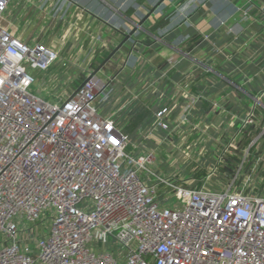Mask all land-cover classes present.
Returning <instances> with one entry per match:
<instances>
[{
	"label": "built area",
	"instance_id": "2783aa9c",
	"mask_svg": "<svg viewBox=\"0 0 264 264\" xmlns=\"http://www.w3.org/2000/svg\"><path fill=\"white\" fill-rule=\"evenodd\" d=\"M14 1L31 0H0V20ZM58 60L0 23V264H264V192L153 170L98 110V75L63 99L34 88Z\"/></svg>",
	"mask_w": 264,
	"mask_h": 264
},
{
	"label": "crops",
	"instance_id": "0c3cea01",
	"mask_svg": "<svg viewBox=\"0 0 264 264\" xmlns=\"http://www.w3.org/2000/svg\"><path fill=\"white\" fill-rule=\"evenodd\" d=\"M159 1H14L0 23L55 51L71 72L55 64L42 79L71 92ZM85 60L100 64L86 69ZM106 71L103 105L123 103L125 116L98 110L114 116L132 152L154 157L153 170L188 185L182 173L211 169L250 113L264 121V0H165L98 75ZM162 109L167 130L158 125Z\"/></svg>",
	"mask_w": 264,
	"mask_h": 264
},
{
	"label": "rangeland",
	"instance_id": "374dc122",
	"mask_svg": "<svg viewBox=\"0 0 264 264\" xmlns=\"http://www.w3.org/2000/svg\"><path fill=\"white\" fill-rule=\"evenodd\" d=\"M16 33H18L17 36H19L22 41L26 39L29 35V33L26 32L23 27L21 29L18 28ZM57 62H59V60ZM57 62L55 63L56 65L54 66V71H65L70 74L71 69H69L62 63L57 64ZM82 63L83 66L84 64H87L86 69H91L92 64H94V66L100 64L99 60H96V62L85 60ZM106 65L101 69V71L104 70ZM83 70L84 69L82 68L81 72ZM106 72H102V75H98L100 73L99 72L97 75L106 86V89H108V86L110 87L112 82L110 77L111 71ZM42 76L39 73L37 74L36 84L34 86V88L39 89L44 88L47 85V87L42 90V97L45 96L46 92L44 91H48L47 93H49L48 97L50 99H63L65 98V93L70 92H67L61 86L54 87L53 85L52 87L50 84H48V82L42 79ZM81 76H83V74ZM45 82L46 84H44ZM71 89L73 90V88ZM108 95V93L103 92L102 96L98 101V104L103 105L104 101L107 100ZM122 104H117L114 107H112L111 105L109 106L110 109L109 107L103 105L105 107L104 111L108 109V111H110L109 115L114 114L117 117L118 121L120 118H123L125 116L126 107H121ZM245 133H248L249 135L247 141L242 139V136ZM225 144L226 148L223 150L222 154L219 157H214L215 164L213 163L214 165L211 167V169H201V171L198 170L190 174H187L186 172L182 173V175H187L186 178L188 183L186 184H188L192 188H197L198 184L200 183L199 181L203 179L208 181L206 184L208 189L217 191L224 190V188L227 187L232 180H234L238 190L254 194L264 192V121L259 120L255 122L254 119L253 124L244 125L241 123V125L237 129L236 134L233 135L231 140L225 142ZM28 238H30L33 242V232L28 234Z\"/></svg>",
	"mask_w": 264,
	"mask_h": 264
},
{
	"label": "water",
	"instance_id": "95a60500",
	"mask_svg": "<svg viewBox=\"0 0 264 264\" xmlns=\"http://www.w3.org/2000/svg\"><path fill=\"white\" fill-rule=\"evenodd\" d=\"M164 1L165 0H160L159 2H158V4L154 7V8H152L151 10H150V12L148 13V15H147V17L145 18V19H143V20H141L138 24H137V26L135 27V28H133V30L129 33V34H126V35H124V40L117 46V47H115L114 48V50L105 58V60L94 70V72H92V74L89 76V78H91L92 76H95V75H97L100 71H101V69L108 63V62H110L111 60H112V58H113V56L122 48V46L127 42V41H129L132 37H133V35L139 30V29H141V27H142V25L145 23V21H146V19L148 18V17H150L153 13H154V11L161 5V4H163L164 3ZM88 78V79H89ZM82 86V85H81ZM80 86V87H81ZM79 87V88H80Z\"/></svg>",
	"mask_w": 264,
	"mask_h": 264
},
{
	"label": "trees",
	"instance_id": "16d2710c",
	"mask_svg": "<svg viewBox=\"0 0 264 264\" xmlns=\"http://www.w3.org/2000/svg\"><path fill=\"white\" fill-rule=\"evenodd\" d=\"M128 151H129V152L131 151V148H130V147L128 148Z\"/></svg>",
	"mask_w": 264,
	"mask_h": 264
}]
</instances>
